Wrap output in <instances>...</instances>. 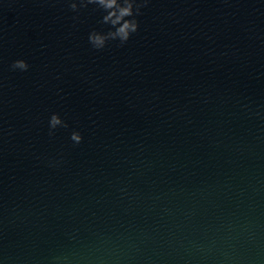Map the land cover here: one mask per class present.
<instances>
[{"label":"water","instance_id":"1","mask_svg":"<svg viewBox=\"0 0 264 264\" xmlns=\"http://www.w3.org/2000/svg\"><path fill=\"white\" fill-rule=\"evenodd\" d=\"M0 264H264V0H0Z\"/></svg>","mask_w":264,"mask_h":264},{"label":"clouds","instance_id":"2","mask_svg":"<svg viewBox=\"0 0 264 264\" xmlns=\"http://www.w3.org/2000/svg\"><path fill=\"white\" fill-rule=\"evenodd\" d=\"M98 2L103 5L106 8H113L117 5V0H98ZM131 14V5H129L128 7L125 8H120L119 10V16L116 17V20H113V23H118L120 19H122L124 16L126 15H130ZM112 16H116L115 12L110 13L109 17H106L105 19H111ZM132 29L135 30V24H130L128 22H125L123 24L122 27H120L118 29V35L122 38V39H127L128 37V30ZM98 44H102L103 40L102 38H97L96 41ZM21 67H23V65H21ZM58 121L54 118L53 119V124L57 123Z\"/></svg>","mask_w":264,"mask_h":264}]
</instances>
